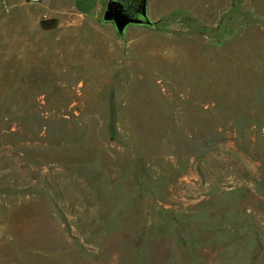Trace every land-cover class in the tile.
Listing matches in <instances>:
<instances>
[{
    "label": "rangeland",
    "instance_id": "obj_1",
    "mask_svg": "<svg viewBox=\"0 0 264 264\" xmlns=\"http://www.w3.org/2000/svg\"><path fill=\"white\" fill-rule=\"evenodd\" d=\"M106 2L0 0V264H264V0Z\"/></svg>",
    "mask_w": 264,
    "mask_h": 264
},
{
    "label": "water",
    "instance_id": "obj_2",
    "mask_svg": "<svg viewBox=\"0 0 264 264\" xmlns=\"http://www.w3.org/2000/svg\"><path fill=\"white\" fill-rule=\"evenodd\" d=\"M148 0H107L101 24L112 25L117 37L122 40L129 27L154 28L156 22L150 20L147 14Z\"/></svg>",
    "mask_w": 264,
    "mask_h": 264
},
{
    "label": "crops",
    "instance_id": "obj_3",
    "mask_svg": "<svg viewBox=\"0 0 264 264\" xmlns=\"http://www.w3.org/2000/svg\"><path fill=\"white\" fill-rule=\"evenodd\" d=\"M88 5L80 9V11H79L80 14L86 15V14H88L90 12V10H98L99 7H100L98 1L94 5H92L91 2ZM147 13H148V1H147Z\"/></svg>",
    "mask_w": 264,
    "mask_h": 264
},
{
    "label": "built area",
    "instance_id": "obj_4",
    "mask_svg": "<svg viewBox=\"0 0 264 264\" xmlns=\"http://www.w3.org/2000/svg\"><path fill=\"white\" fill-rule=\"evenodd\" d=\"M14 2H19L22 4H38L40 2V0H11Z\"/></svg>",
    "mask_w": 264,
    "mask_h": 264
},
{
    "label": "flooded vegetation",
    "instance_id": "obj_5",
    "mask_svg": "<svg viewBox=\"0 0 264 264\" xmlns=\"http://www.w3.org/2000/svg\"><path fill=\"white\" fill-rule=\"evenodd\" d=\"M106 5V4H105Z\"/></svg>",
    "mask_w": 264,
    "mask_h": 264
}]
</instances>
